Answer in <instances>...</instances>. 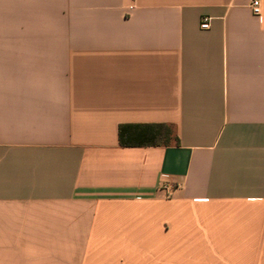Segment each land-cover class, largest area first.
<instances>
[{
    "label": "crops",
    "instance_id": "0c3cea01",
    "mask_svg": "<svg viewBox=\"0 0 264 264\" xmlns=\"http://www.w3.org/2000/svg\"><path fill=\"white\" fill-rule=\"evenodd\" d=\"M27 10L0 50V264H264V0ZM161 124L177 145H120Z\"/></svg>",
    "mask_w": 264,
    "mask_h": 264
},
{
    "label": "trees",
    "instance_id": "16d2710c",
    "mask_svg": "<svg viewBox=\"0 0 264 264\" xmlns=\"http://www.w3.org/2000/svg\"><path fill=\"white\" fill-rule=\"evenodd\" d=\"M128 132L131 137L123 138ZM137 136V138H136ZM119 142L121 146H170L177 145L178 141L174 131L167 125H128L119 129Z\"/></svg>",
    "mask_w": 264,
    "mask_h": 264
},
{
    "label": "rangeland",
    "instance_id": "374dc122",
    "mask_svg": "<svg viewBox=\"0 0 264 264\" xmlns=\"http://www.w3.org/2000/svg\"><path fill=\"white\" fill-rule=\"evenodd\" d=\"M14 4L15 16L18 21V30L16 34L20 38H25L30 34L27 0H0V50L6 46L1 43L2 37H10L11 34H14V30L12 32L10 27L11 7ZM22 46L25 47V45L20 44V49Z\"/></svg>",
    "mask_w": 264,
    "mask_h": 264
},
{
    "label": "built area",
    "instance_id": "2783aa9c",
    "mask_svg": "<svg viewBox=\"0 0 264 264\" xmlns=\"http://www.w3.org/2000/svg\"><path fill=\"white\" fill-rule=\"evenodd\" d=\"M251 12L254 16H258L260 14V9L258 7V1H252ZM208 28H209L208 19H202V22L200 24V29L207 30ZM162 178L164 179L165 176H162Z\"/></svg>",
    "mask_w": 264,
    "mask_h": 264
}]
</instances>
